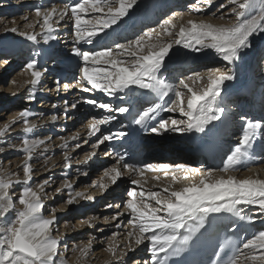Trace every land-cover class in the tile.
Returning <instances> with one entry per match:
<instances>
[{
	"label": "snow or ice",
	"instance_id": "1",
	"mask_svg": "<svg viewBox=\"0 0 264 264\" xmlns=\"http://www.w3.org/2000/svg\"><path fill=\"white\" fill-rule=\"evenodd\" d=\"M138 2L139 0H77L65 4L63 8L52 6L41 10V7H36L35 16L38 19L35 24L30 23L26 27L34 28L38 25L40 32H20V35L33 42L40 37L44 43H48L57 39L53 33L63 23L71 22L74 45L72 51L81 59L82 80L90 86L85 87L80 83L81 90L85 92L99 90L108 96L123 94L121 98L126 97L127 103L133 107L113 108L109 103L93 99L85 100V103L109 112L116 111L121 114L132 112L133 122L144 129H148L151 122L157 121V126L150 128L153 133L161 131L203 133L210 124L222 118L225 111L220 106L222 85L226 81L233 80L235 75L231 70L220 72L219 69H209L207 86L196 90L187 81H192L194 84L202 80L204 77L200 73L180 79L179 84L171 83L162 76L166 58L169 57L173 47L179 45L196 53L213 50L227 64L235 63L245 50L252 47V37L264 34V0H228V5L221 3L220 9L235 5L227 13L228 16L236 17L235 23L213 25L189 20L187 26L179 27L176 38L167 42L159 40L153 42L155 29L149 28L126 43L114 42L112 46H105L101 50L81 51V48L77 47L81 44L93 45L105 30L119 26ZM196 2L199 3V0ZM204 2L211 6L214 0H204ZM191 10L197 13L205 11L199 7ZM23 19L26 20L27 17ZM159 26L167 36L173 35L169 26L176 27L171 17L164 19ZM11 31L16 32L17 29L12 28ZM25 71L30 72L31 75V80L26 83L31 85L30 98L34 99L36 86L44 72L39 69L36 59H30L26 63ZM64 87L68 88L69 85L66 84ZM138 91L142 95L152 94L163 103H154L142 111H137L134 105ZM170 94L174 99L169 102L165 98ZM185 96H187L186 102ZM65 103L67 104V101ZM71 107L75 109L77 104L73 103ZM161 112L173 113L186 119H176L171 116L169 119H163L159 115ZM29 116L30 112L24 109L16 117L17 120L23 118L25 133H31L36 128L34 123H30ZM51 120L56 121L57 116L53 115ZM113 120H115L113 115L99 120L93 118L88 125L89 135H95L100 131L101 125ZM242 120L239 142L230 154H227L220 171L228 172L230 169L246 167V159L250 157V150L254 147L255 141L258 137H264V122L248 118ZM9 127L8 124L0 127V136H3ZM123 135L124 133L120 132L103 136L98 139L94 148ZM43 143V140H30L27 136L22 140L19 149L26 154L22 165L24 177L22 181L18 177L13 180L11 176L7 178L0 176V219L3 220L0 223V264H66L60 251L61 241L52 234L57 217L54 214L50 217L42 214L44 203L40 193L44 191L49 181L45 180L37 186L39 192L28 183L32 179L33 172L29 161L34 151ZM10 147L17 148L16 145ZM76 147L80 145L77 144ZM4 151V148H0V153ZM93 155L95 152L90 153L89 157ZM64 158L68 161L69 154L65 153ZM124 160V156H120L116 165L123 164V168L129 173L144 177L146 171H163L165 177L171 175L173 183L177 181V171L182 173L183 179H188L190 173H201L199 168L185 164L138 166L126 163ZM116 165L104 172V176L108 177L112 184L123 175ZM64 167L68 168L69 163H65ZM213 173L214 170L209 169L206 173H201L198 183H188L179 190L172 189L171 184L159 190L145 189L140 179L130 180L132 187L127 191L128 198L123 202L126 212H118L117 217H114L116 219L125 214L129 216L128 223L131 229L127 232L129 242L125 248L133 251L135 246L147 241L152 254L151 264H168L170 257L179 256L199 238L197 234L204 229L211 213L228 212L240 219L254 222L256 217L246 216L244 208L248 206L251 210L255 206L259 216L264 217V179L251 177L237 179L234 176L213 178ZM155 179L159 180V177ZM14 184H23L18 196V203L21 206L19 208L10 195V188ZM94 186H98L101 193L109 188V184L103 180L94 182ZM64 187L71 189L72 185L66 181ZM61 191V188L56 189V193ZM78 197L92 199L83 192H75L74 195L70 194L66 203L72 205L76 203ZM111 207L113 206L110 204L106 205V208ZM116 207L119 208L120 205ZM51 211L55 213L56 210ZM9 212H15L11 220L5 219ZM95 219L96 217H91L85 223L91 224ZM107 219L105 217V220ZM261 223L264 224V220H261ZM115 236L116 233H113V239ZM90 245L91 241L81 248L80 252L86 254V249ZM228 245L227 240L220 244V250L214 252L216 259H213L211 264H242V257L243 261L251 260L253 264H264V230L252 233L250 238L242 242V247L231 244V254L225 258L221 253ZM108 251L115 255L116 245L110 243ZM123 255L126 253H122L117 259H122Z\"/></svg>",
	"mask_w": 264,
	"mask_h": 264
},
{
	"label": "bare ground",
	"instance_id": "2",
	"mask_svg": "<svg viewBox=\"0 0 264 264\" xmlns=\"http://www.w3.org/2000/svg\"><path fill=\"white\" fill-rule=\"evenodd\" d=\"M18 1L24 0H14L13 2L17 3ZM74 2H77V0H32L30 6L33 12L28 17L30 19L19 21L18 18H14L12 21L10 20L11 23L7 22L0 32V57L10 54L3 59V63L0 65L1 72L7 70L4 74L6 76L10 70L17 68L13 71L10 87L5 89L7 93L0 95V101L5 100L3 101L4 104L13 105L12 109L3 111V113H6L4 116H0L6 119L3 122L1 121L0 127L5 124L10 126L8 131L3 136H0V148L5 149L4 152L0 153V176H5V178L11 176L13 180L18 177L22 181L24 178L22 165L26 155L19 149L22 140L25 136L30 140H43L44 143L34 151L33 157L29 161L33 172L32 179L28 183L29 186L39 192L37 186L45 180L49 181L44 191L40 193L44 203L42 214L45 217H50L53 214L57 217L58 212L62 214L70 208V211L68 210L69 212L65 215L66 224L62 225V227L59 226L60 228L58 224H55L52 233L53 236L58 237L61 241L60 251L63 253L66 264H144L146 261L151 264L152 254L149 251L150 245L147 241L142 245L135 246L133 251H128L125 248V245L129 242L127 232L131 229V225L128 223L129 216L125 214L114 219V217H117L118 212H126L123 203L125 195L121 194L124 189L132 187L130 180L140 179L145 189L159 190L161 187L171 184L172 189L179 190L188 183H198L201 179V173H206L209 169L214 170L213 178L234 176L237 179L248 177L264 179V159H262L264 158V137H258L255 141L254 147L250 150V157L246 159V167L230 169L228 172L220 171L227 154H230V151L239 142L243 126L242 118L264 122V34L252 37V47L245 50L241 54L240 59L233 64L224 62L213 50L196 53L179 45L174 46L169 57L166 58L162 76L171 83L179 84L180 79L193 76L194 73H200L204 77L202 80H198L194 84L192 81H187L196 90L207 86L209 69H219L220 72H229L231 70L235 75L233 80L226 81L222 85L221 91L220 106L225 109V112L228 113L233 122L227 135L230 142L226 146L223 143L219 144L218 154L221 155V158L213 162L207 160L202 153L198 155V150L203 151V148L194 149L195 140L189 138L186 135L187 132H151L149 134L155 136L144 137L142 134L146 130H143L140 126L131 131L129 123L121 121V113L116 111L109 112L85 103V100L93 99L98 102L109 103L113 108L126 105L121 95L108 96L99 90L91 92L81 90L80 83H83L85 87L90 86L82 80L80 71V76L76 75L78 68L80 70L82 67V62L72 51L74 45L71 22L63 23L53 33L57 39L48 43H44L40 37L33 42L20 35V32H40L38 25L34 28L26 27L27 24H35L38 19L35 16L36 7H41V10L52 6L63 8L65 4ZM195 2L196 0L193 2L191 0H139L138 5L130 10V15L125 17L123 22L119 23V26H113L105 30L106 34L101 33L100 39L94 42L93 45L81 44L77 45V47H80L81 51L101 50L105 46H112L114 42L126 43L149 28L155 29L153 42H157V40L167 42L174 40L179 27L181 25L187 26L189 20L203 21L213 25H230L236 22L235 16L227 15L230 8L235 7V5H230L224 9L219 7L221 3L228 5V0H214L211 6L206 4L204 0H199L197 4H194ZM195 7L205 9V11L197 13L191 10ZM28 14H24L23 18L27 17ZM169 17L172 18L173 23L176 25L175 28L169 26L170 31L173 33L172 36L163 34V29L159 26L164 19ZM12 28H16L17 31L12 32ZM157 34L160 35L157 36ZM262 55L261 61H263V65L260 67L258 59ZM27 56L28 61L36 59L39 69L44 72L39 84L36 86L34 99L30 98L31 85L26 83V81L31 80L30 72H26L23 66L17 67L19 63L28 62L25 59ZM249 63H252V67L255 69V76H252L250 72L248 73ZM64 69L65 73L62 72ZM248 83H250L248 89H251V91L246 93L235 92L236 90L232 91L233 88L238 89ZM66 84L69 85L68 88L64 87ZM171 99H174V97L170 94L166 100L170 102ZM186 99L187 96H185V102ZM65 101H67V104ZM236 102L239 104L236 105ZM73 103L77 104L75 109L71 107ZM233 104H235V107L232 106ZM0 106L3 105L0 104ZM226 106L230 107V111L226 110ZM6 107L11 106L7 105ZM238 108L240 111L235 113ZM24 109L30 112L28 117L30 123L36 125V128L31 133L23 131V118L16 119L18 113ZM246 111L248 114L253 113L254 115H248ZM9 112L12 113L9 115ZM53 115L57 116L56 121L51 120ZM108 115L115 116V120L101 125L100 131L95 133L96 135L90 136L88 128L90 121L93 118L97 120L103 119ZM159 115L163 119H169L170 116L176 119H186L168 112H161ZM155 126H157V121H153L149 125V127ZM120 132L124 133V135L115 137L111 141H105L95 148L93 144L89 146L92 140ZM72 137L76 138L71 139ZM126 140H135L136 144L140 145L139 151L147 149V155L144 157L145 161L141 166L146 164H185L193 168H199L201 173H190L188 179H183L181 178L182 173L177 171V181L175 183L172 182L171 175L165 177L163 171H146L144 177L129 173L127 169L123 168V164L116 165L117 159L120 156H124L123 151L126 147ZM75 143L79 144L80 147H76L77 144ZM10 145H16L17 148H11ZM179 146H183L186 149L192 148V150L187 151L185 148H179ZM90 148L92 149L88 150ZM93 152H95V155L89 157V154ZM65 153L69 154L68 161H65ZM86 157H88L87 160ZM65 163H69L68 168L64 167ZM114 165L120 168L123 175L115 184H112L109 178L104 176V172ZM88 171L93 176L89 178L92 182L89 185L83 184L79 186L80 181L77 182V180L79 177H84ZM13 173L16 175H12ZM76 173L81 174L76 175ZM73 175H75L74 178L71 177ZM155 177H159V180L155 179ZM84 180L85 183L89 182L87 177ZM101 180L109 184V188L103 193H101L98 186L97 189H94L96 187L94 182ZM66 181L71 183V189L64 187ZM55 182V185L58 186L55 189H50L54 188ZM154 185L157 187H153ZM22 187L23 184H14L10 188V195L13 197L17 208L21 207L18 203V196ZM48 188L50 192L46 191ZM57 188L62 189L61 193H56ZM64 189L69 191L68 196L70 194L74 195L75 192H83L85 196L92 197V199L88 200L78 197L76 203L72 205L54 206L53 200L66 196L64 195ZM116 196H119L120 199L115 202L114 198ZM49 197L50 199H48ZM46 198L48 199L47 201ZM45 202L49 203L46 204ZM97 202L99 205L105 204V207L99 208V210H102L101 214L98 211L93 213L94 203ZM109 204L113 207L106 208V205ZM116 205H120V207L117 208ZM74 208H77V210L80 208L89 209L85 216L86 218H77V224H74L72 219H75L74 217L80 214L78 213L79 211H74ZM52 209L56 210L55 213L51 211ZM103 214L105 216L101 218ZM244 214L246 216H255L256 219L254 222L240 218L239 220H245L247 225H252L258 230H264V224L261 223L264 217L259 216L255 206L251 210H249L248 206H245ZM230 215L233 214L223 212L221 217L226 218ZM14 216L15 212H9L5 219L11 220ZM91 217H96V219L91 224L85 223ZM105 217L108 219L105 220ZM2 222L3 220L0 219V223ZM111 222H118L119 227H104L105 229L100 227L98 229L100 224H109ZM125 223L126 225L124 226ZM109 230H117L115 232L116 236L115 239H113V235L105 237L107 239V242H105L104 235ZM65 237L67 238L65 239ZM86 238H89V241H86ZM109 239L111 240L109 241ZM90 241L91 245L86 249V254H82L80 249L88 245ZM110 243L116 245L115 255L108 251ZM100 245H105V248L99 250ZM122 253H126V255H123L122 259H117L121 257ZM129 253L131 254L128 257ZM134 257L136 259L132 261ZM242 264H253V262L251 260L243 261L242 257Z\"/></svg>",
	"mask_w": 264,
	"mask_h": 264
},
{
	"label": "rangeland",
	"instance_id": "3",
	"mask_svg": "<svg viewBox=\"0 0 264 264\" xmlns=\"http://www.w3.org/2000/svg\"><path fill=\"white\" fill-rule=\"evenodd\" d=\"M14 0H0V21H1V23H0V32H1V30L5 27V25H6V23L8 22V23H11V21L15 18V19H19V21H22L23 20V15L24 14H26V13H29L28 14V16H27V18L29 17V16H31L32 15V8H31V6H30V4H32V0L30 1V0H24V1H18L17 3H14L13 2ZM193 1H195V0H191V2H193ZM3 4V5H2ZM15 6H14V5ZM194 4H197V2H195ZM12 6V7H11ZM29 10V11H28ZM21 18V19H20ZM7 19V20H6ZM28 19H30V18H28ZM6 20V21H5ZM11 20V21H10ZM10 21V22H9ZM5 23V24H4ZM29 55H31L30 53H28ZM10 54H6V55H4V56H1L0 57V65L3 63V59L5 58V57H8ZM28 55V56H29ZM28 56L25 58V59H27V61H28ZM3 57V58H2ZM263 58V55L262 56H260L259 57V59H258V64H260V67L263 65L262 63H263V61H261V59ZM26 63L27 62H25L24 64H18L17 65V67L19 66H23V67H25V65H26ZM18 67V68H19ZM17 68H15V69H12V70H10L7 74H6V76H4V74L7 72V70H3L2 72H1V69H0V95H2V94H5V93H7V91L5 90V89H7L8 87H10V85H11V81L10 80H12V74H13V71L14 70H16ZM79 68H78V70H77V72H76V75L79 77L80 76V74H79ZM3 101H5V100H2V101H0V102H2V103H0L1 105H3V106H0V116L1 115H5L6 113H3V111L5 110V109H7V110H10V109H12L13 108V105H9V104H4V102ZM42 104V103H41ZM5 105V106H4ZM11 106V107H6V106ZM18 108H20V106H18ZM12 112H9L8 114L10 115ZM6 119L5 118H1L0 117V123H2L3 121H5ZM2 121V122H1ZM96 135V134H95ZM102 137H99V138H97L96 140H92V142L89 144V146H92V144L93 145H95L97 142H98V139H101ZM90 141V140H89ZM75 144H77V143H75ZM93 148V147H92ZM92 148H90V149H88V150H91ZM73 174V173H72ZM75 174V173H74ZM79 174H81V173H76V175H79ZM72 178H74L75 177V175H73V176H71ZM85 177H87L88 178V183H85V180H84V178ZM91 177H93V176H91V174H90V172L88 171V173L84 176V177H82V178H80L79 177V179L77 180V182L78 181H80V185L79 186H81V185H83V184H87V185H89L92 181L91 180H89V178H91ZM56 184V182L54 183V188H50V189H55L58 185H55ZM50 189L48 188L46 191L47 192H50ZM94 189H97V186L94 188ZM130 189V187L129 188H126V189H124L123 191H122V194L121 195H125L124 196V200H126L127 199V191ZM115 190V189H114ZM64 191V195H66L64 198H61V199H56V200H53V202H54V206H60L61 207V205H66L67 203H66V201H67V197H69L67 194H68V192L69 191H67V190H63ZM48 199H50V197L48 198ZM47 198H46V201L48 200ZM120 199V197L119 196H116V198H114V201L116 202V201H118ZM121 202H123V201H121ZM46 204H48L49 202H45ZM98 204V205H97ZM107 204V203H106ZM99 206V207H98ZM94 210H93V213H97V211H98V213H102V210H99V208L100 209H102L103 207H105V204L104 205H99V203L97 202V203H94ZM97 207V208H96ZM88 208H90V206H88ZM88 208H84V209H82V208H80V209H78L77 210V208H74L75 210L74 211H79L78 213L80 214V215H78V216H76V217H74L75 219H72V222L74 221V224H77L76 222H77V218H79V217H81V218H86L85 216H86V214L88 213V211H89V209ZM95 209H98V210H95ZM69 211H70V208L68 209ZM68 210H66V211H64L62 214L61 213H59L58 212V215H57V221H56V224H58V227L60 226V227H62V225H65L66 223L65 222H67V219L65 218V215L69 212ZM96 211V212H95ZM105 215L103 214L102 216H101V218H103ZM63 223V224H62ZM117 225H119V223L118 222H111V223H109V224H100L99 225V227H98V229H100V227L101 228H109V227H115V226H117ZM126 225V223L124 224V226ZM59 227V228H60ZM104 228V229H105ZM61 230H62V228H61ZM117 230H109V231H107L106 232V234L104 235V238L105 237H110V236H112L113 235V233H115ZM67 237H65V239H66ZM103 238V237H102ZM64 239V240H65ZM84 239V238H83ZM106 239V238H105ZM104 239V240H105ZM86 241H89V238H86L85 239ZM103 240V241H104ZM111 239H109V241H110ZM105 242H107V239L105 240ZM106 244H108V243H106ZM119 246H120V244H119ZM105 248V245L104 246H99V250H101V249H104ZM132 253V252H131ZM131 253H129V255H128V257L130 256V254ZM128 259V258H127ZM136 258L134 257V258H132V261L133 260H135ZM129 261V260H128Z\"/></svg>",
	"mask_w": 264,
	"mask_h": 264
}]
</instances>
